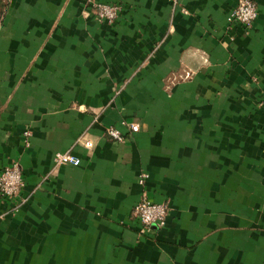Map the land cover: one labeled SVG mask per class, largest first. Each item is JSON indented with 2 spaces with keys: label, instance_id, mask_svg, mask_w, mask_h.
Returning a JSON list of instances; mask_svg holds the SVG:
<instances>
[{
  "label": "crops",
  "instance_id": "1",
  "mask_svg": "<svg viewBox=\"0 0 264 264\" xmlns=\"http://www.w3.org/2000/svg\"><path fill=\"white\" fill-rule=\"evenodd\" d=\"M5 1L0 171L24 200L0 194V264H264V0L249 28L237 0Z\"/></svg>",
  "mask_w": 264,
  "mask_h": 264
},
{
  "label": "built area",
  "instance_id": "2",
  "mask_svg": "<svg viewBox=\"0 0 264 264\" xmlns=\"http://www.w3.org/2000/svg\"><path fill=\"white\" fill-rule=\"evenodd\" d=\"M120 10L121 5L119 4L99 3L96 6L95 14L100 22L111 24L117 19ZM257 13V6L253 0H237L235 7L228 15V20L249 28L256 19ZM189 75V72H186L184 77H188ZM262 96L264 101V91ZM129 126L132 131L138 129V123L136 122H131ZM107 132L115 140L121 141L124 139V135L114 126H109ZM90 144L91 142L86 140V145L90 146ZM52 162L54 165H77L80 162V158L70 150L55 151L52 155ZM143 175L146 176V174ZM22 186L23 178L19 163L12 161L3 166L0 171V194L10 199L17 198L13 211L24 200V197L20 196ZM132 214L137 217L142 225L156 224L161 226L166 221L167 209L164 203L152 201L146 196H142L134 204Z\"/></svg>",
  "mask_w": 264,
  "mask_h": 264
},
{
  "label": "trees",
  "instance_id": "3",
  "mask_svg": "<svg viewBox=\"0 0 264 264\" xmlns=\"http://www.w3.org/2000/svg\"><path fill=\"white\" fill-rule=\"evenodd\" d=\"M6 7V1L0 0V13H3Z\"/></svg>",
  "mask_w": 264,
  "mask_h": 264
},
{
  "label": "rangeland",
  "instance_id": "4",
  "mask_svg": "<svg viewBox=\"0 0 264 264\" xmlns=\"http://www.w3.org/2000/svg\"><path fill=\"white\" fill-rule=\"evenodd\" d=\"M3 13H0V23L2 22Z\"/></svg>",
  "mask_w": 264,
  "mask_h": 264
}]
</instances>
